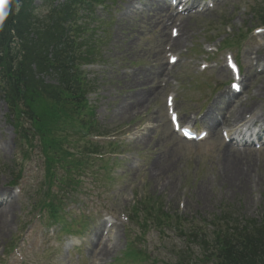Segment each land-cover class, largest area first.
Returning <instances> with one entry per match:
<instances>
[{
	"label": "rangeland",
	"instance_id": "rangeland-1",
	"mask_svg": "<svg viewBox=\"0 0 264 264\" xmlns=\"http://www.w3.org/2000/svg\"><path fill=\"white\" fill-rule=\"evenodd\" d=\"M125 2L116 0L97 12L102 19L111 21L102 27L106 40L100 47L101 65L93 67L88 74L95 80V90L88 97L94 108L96 125L100 126L101 131L97 132L117 130L126 133V146L123 149L127 155L114 165L113 175L117 178L112 177L109 186L100 184L99 180H93L91 176L82 179L84 182L78 201L72 205L73 210L66 217L67 220L72 218L80 221L78 211L89 209L91 212H100L97 221L84 231L80 239L69 234L57 235L56 231L49 233L37 219H32V224L20 229L22 220L27 217L26 210L29 212L28 203L31 206L33 202V190L30 194L29 190L22 189L13 198L11 207L4 214L6 223L0 227V255L14 235L22 232L25 235L19 241L21 254L18 256L13 253L3 264H119L114 260L127 246V237L123 217H117V214L129 209L134 199L149 196H159L164 210L184 218L186 225L201 224L202 220H210L215 215L241 220L256 218L260 221L262 218L264 148L252 147V175L247 184L243 188L242 185H233L225 177L226 170H221L228 157L223 152L224 144L220 141L218 126L214 128L216 131L212 128L210 138L203 141L180 139L171 132L164 100L168 93L174 95L175 106L184 121H188L192 113L199 119L216 107L217 115H221L227 107V98H223L220 103L217 98L228 89L226 85L230 79L226 71L219 74L225 68L223 54L226 50L215 53L211 66L198 77L195 74L197 66L205 56L201 51L202 46L207 41L218 46L220 40H230L237 34L241 38V32L260 24L264 8L262 11L255 8L254 0H226L225 3L213 2L211 9L191 15L186 20L187 33H183L186 35L178 47H173L180 50V60L168 73L164 68L167 65L164 47L169 41L170 26L163 27L164 39H156L163 25L153 23V18L150 19L153 12L146 8L154 4L148 6L137 3L126 11ZM197 2L196 7L201 2L209 3V0H197L195 4ZM241 4L245 6L244 9H239ZM44 10L41 8L39 11ZM96 30L101 32V26L98 25ZM257 38L258 35L252 33L240 42L239 39L236 44H229V49L239 56L244 76V91L236 97L232 107L251 98L254 100L253 105H256L254 117L245 116L244 122L247 121V124L255 117H264V90L257 94L255 88L264 80V72L258 75V70L255 71L251 66L250 58L256 53L264 58L263 33L260 42ZM159 63L163 64L161 73L156 71V66L160 70ZM141 72L149 76L135 78ZM128 80L133 82L129 83ZM132 104L135 106L130 108ZM126 106L128 110L124 111ZM6 113V104L0 99V139L10 144L8 147L6 143V147L0 150L2 189L11 178L3 166L18 157L20 150L16 131L13 124L7 121ZM198 126L210 125L200 120ZM26 170L29 174L34 171L31 164L26 166ZM101 177H104L102 173L99 174ZM14 190L11 188L10 193ZM180 200L184 201L183 207L178 206ZM104 213H115L114 218L107 217V221H104L101 218ZM74 225L86 229L81 227V223ZM107 228L111 229L107 235L109 239H102L101 229ZM134 230L138 232L140 228L135 224ZM146 240L148 249L155 255L162 251L159 257L167 261L163 263L158 260L156 264L170 262L171 258H167L163 252L164 247L167 251H175L177 247L181 248L182 243V239L173 231H167L163 237L155 230H150ZM80 243V250L70 254L69 251ZM106 247L109 253L101 257L99 251Z\"/></svg>",
	"mask_w": 264,
	"mask_h": 264
},
{
	"label": "trees",
	"instance_id": "trees-1",
	"mask_svg": "<svg viewBox=\"0 0 264 264\" xmlns=\"http://www.w3.org/2000/svg\"><path fill=\"white\" fill-rule=\"evenodd\" d=\"M74 2L76 0H71V3ZM35 9L33 0H10L6 6V14L0 19V88H7L5 96L14 109L23 108V114L29 118L34 131L39 134L46 155H58L63 150V140H60L63 135L60 131L67 122V117L71 118L69 116L83 108L80 105L83 92L76 76L78 73L76 71L70 74V66H75L80 58L92 57L93 48L79 58L76 48L68 51L70 41H64L63 48L59 46L68 28L65 21L70 11L69 5L62 10V15L49 17L37 16ZM92 41L98 43L100 38H93ZM48 55L53 58H48ZM44 57L47 65L57 67L58 79L66 87L48 85L35 78L32 65L40 70V61ZM48 158L50 162L55 160V156ZM150 217L148 214L146 223L150 221ZM237 229L240 230V226ZM242 231L244 240L235 241L238 245L245 241V247L242 246L244 248L238 251L240 261L232 258L229 247L222 255L224 263L244 264L241 261L246 260L249 264H264V220L258 226L256 221H249V224L242 226ZM232 240L233 235L230 242ZM246 247H250L249 252Z\"/></svg>",
	"mask_w": 264,
	"mask_h": 264
},
{
	"label": "bare ground",
	"instance_id": "bare-ground-1",
	"mask_svg": "<svg viewBox=\"0 0 264 264\" xmlns=\"http://www.w3.org/2000/svg\"><path fill=\"white\" fill-rule=\"evenodd\" d=\"M136 1L134 0H127L126 2V6L125 8L128 9L130 7L134 6V3ZM149 6V4H154L155 9L152 11V17L150 19H152V22L155 23L156 25L158 24H162V30H158L160 31L159 34L157 35L156 39L162 40L164 39V35H163V27L165 25V22L168 21H173V16L171 15H167V8L164 1L162 0H145V5ZM149 9V7H146ZM149 19V20H150ZM188 19V18H187ZM150 24V22H149ZM181 25V29L179 32V34L172 40L173 44L178 45L182 38H183V33L185 31L186 28V24H184V22H180ZM146 27V26H145ZM159 71L158 68L156 66V71L161 73L163 72V64L159 63ZM263 68H264V64H263ZM222 73V71H219V74ZM149 76L148 73L146 72H141L137 75H135V78H143V77H147ZM134 81V79H133ZM133 81L128 80L129 83H132ZM154 84H157L156 82ZM262 90H264V80L256 87V91L259 93ZM232 96L230 92L224 91L221 94L218 95V102L220 103V101L223 98H227L228 100L232 99ZM227 100V101H228ZM253 100L248 101L245 104H241L240 106H238L236 108V110L231 109V107H227L224 109L223 114L220 116H217L216 113V108L210 109L209 112L207 111L205 114V117H203L201 120L204 122H208L212 127H216L219 124H221L222 126H227L230 129H232V127H234L236 124H238L239 122H241V120H243L245 114L247 112H252L254 111V106H253ZM230 102V101H229ZM217 103V104H219ZM228 104V103H227ZM135 106V104H132L130 108H133ZM128 110V106L124 107V111ZM125 113V112H123ZM216 113V114H215ZM215 130V129H214ZM216 131V130H215ZM248 150H243L245 151V155L243 154H239L233 150H231L228 146H225L223 149V152L226 154V156L228 158L227 161L222 164L221 166V170H226L225 173V177L228 179L229 182H231L233 185H242L241 187L243 188L244 185L247 184V180L251 179V175H252V171L250 169V164L252 161V158L248 155V153H251L250 147L247 148ZM250 155V154H249ZM3 194V192L0 191V204H2L3 202H1V195ZM11 207V203L10 202H5L4 207L0 210V227L2 225H4L6 223L5 219V215L7 214V210ZM5 212V213H4ZM109 253L108 248H103L99 251V254L101 255V257L106 256Z\"/></svg>",
	"mask_w": 264,
	"mask_h": 264
},
{
	"label": "snow or ice",
	"instance_id": "snow-or-ice-1",
	"mask_svg": "<svg viewBox=\"0 0 264 264\" xmlns=\"http://www.w3.org/2000/svg\"><path fill=\"white\" fill-rule=\"evenodd\" d=\"M7 0H0V19L6 14Z\"/></svg>",
	"mask_w": 264,
	"mask_h": 264
}]
</instances>
